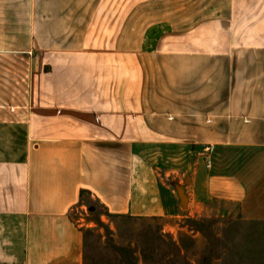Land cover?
Wrapping results in <instances>:
<instances>
[{"label":"crops","instance_id":"0c3cea01","mask_svg":"<svg viewBox=\"0 0 264 264\" xmlns=\"http://www.w3.org/2000/svg\"><path fill=\"white\" fill-rule=\"evenodd\" d=\"M83 192L264 221V0H0V264H84Z\"/></svg>","mask_w":264,"mask_h":264},{"label":"rangeland","instance_id":"374dc122","mask_svg":"<svg viewBox=\"0 0 264 264\" xmlns=\"http://www.w3.org/2000/svg\"><path fill=\"white\" fill-rule=\"evenodd\" d=\"M73 217L84 234V264H264V221L112 216L91 196Z\"/></svg>","mask_w":264,"mask_h":264},{"label":"built area","instance_id":"2783aa9c","mask_svg":"<svg viewBox=\"0 0 264 264\" xmlns=\"http://www.w3.org/2000/svg\"><path fill=\"white\" fill-rule=\"evenodd\" d=\"M215 147L214 146H209L205 148L203 155L205 156L207 160V167L212 168V156L215 153Z\"/></svg>","mask_w":264,"mask_h":264},{"label":"water","instance_id":"95a60500","mask_svg":"<svg viewBox=\"0 0 264 264\" xmlns=\"http://www.w3.org/2000/svg\"><path fill=\"white\" fill-rule=\"evenodd\" d=\"M180 195H181L182 201H183L184 206H185V205H186V198H185V196H184L182 190L180 191Z\"/></svg>","mask_w":264,"mask_h":264},{"label":"trees","instance_id":"16d2710c","mask_svg":"<svg viewBox=\"0 0 264 264\" xmlns=\"http://www.w3.org/2000/svg\"><path fill=\"white\" fill-rule=\"evenodd\" d=\"M85 194H86V192H83V193H82L83 201H84ZM83 201L81 202V204L83 203Z\"/></svg>","mask_w":264,"mask_h":264}]
</instances>
